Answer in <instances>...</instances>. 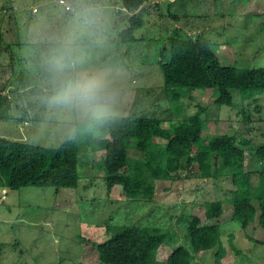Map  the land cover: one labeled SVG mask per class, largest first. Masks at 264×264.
<instances>
[{
	"label": "rangeland",
	"instance_id": "1",
	"mask_svg": "<svg viewBox=\"0 0 264 264\" xmlns=\"http://www.w3.org/2000/svg\"><path fill=\"white\" fill-rule=\"evenodd\" d=\"M91 2L101 7L103 26L84 38L79 70L115 80L116 95L103 116L153 117L169 127L170 121L205 108L203 118L209 124L203 136L228 134L250 142L245 168L257 188L261 164L252 151L264 145V93L256 95L255 104L234 92L231 108L215 105V90H190L178 103L181 114L173 115L159 61L160 51L169 50L178 30L182 37L210 39L222 65L264 68V0L148 1L140 9L145 27L135 33L144 41L137 43L118 38L135 13L122 10L120 0ZM68 6L72 12L67 13ZM75 8L76 0H0V137L54 148L76 136L78 123H68L66 113L44 101L39 51L47 44L37 42V32L48 27L78 33ZM169 59L166 52L164 62ZM129 156L142 154L132 148ZM80 158L75 189L0 187V264H100L97 249L109 239L107 227L115 233L145 217L143 225L175 235L174 243L158 251L157 260L164 263L175 247L190 246L179 220L192 215L200 217L202 225L220 224L218 248L224 253L219 264H264V230L255 221L243 232L232 221L231 177L204 180L185 170L178 181H157L152 203H131L122 187L107 192L104 152H87ZM215 201L223 203L224 213L208 220L206 205ZM216 252H202L192 264H217Z\"/></svg>",
	"mask_w": 264,
	"mask_h": 264
},
{
	"label": "trees",
	"instance_id": "2",
	"mask_svg": "<svg viewBox=\"0 0 264 264\" xmlns=\"http://www.w3.org/2000/svg\"><path fill=\"white\" fill-rule=\"evenodd\" d=\"M148 1L151 0H120L122 10L135 13L129 17L127 29L118 35L121 42L144 41L135 33L145 27L140 9ZM138 11L140 13H136ZM2 42L0 30V45ZM46 47L42 46L39 52ZM165 51L170 57L167 62H164ZM160 55L164 88L174 105L171 108L173 115L181 114L182 107L178 103L190 90H215L218 92L215 105L231 108L235 106L234 92L254 100L255 104L259 102L256 95L264 93V68L222 65L210 39L182 37L177 30L171 37L169 50L163 49ZM23 111L28 113L25 108ZM206 111L202 108L192 116L170 121L169 127H165V121L159 118L103 116L78 123L76 136L54 148L0 137V187L12 190L53 187L57 192L75 189L80 182L81 154L101 151L104 152L103 169L108 193L119 186L131 203L149 204L155 196L157 181H178L185 170L204 180L231 177L235 187L229 200L233 206L232 221L237 222L243 232L255 221L264 230V145L252 151L261 164L259 184L253 188L251 173L245 168L250 142L228 134L203 136L209 124V119L203 118ZM250 119L251 115L246 114L245 120ZM132 148L142 157L132 159L129 156ZM206 206L208 220H218L224 213L221 201ZM146 218L115 233L107 227L109 239L97 249L99 263L192 264L198 254L217 249L219 264L224 253L218 248L221 245L219 223L202 225L201 218L196 215L179 220L190 246L175 247L167 261L161 263L157 260L160 247L174 243L176 238L143 225Z\"/></svg>",
	"mask_w": 264,
	"mask_h": 264
},
{
	"label": "clouds",
	"instance_id": "3",
	"mask_svg": "<svg viewBox=\"0 0 264 264\" xmlns=\"http://www.w3.org/2000/svg\"><path fill=\"white\" fill-rule=\"evenodd\" d=\"M102 15L101 7L91 0H76L74 19L79 22L78 33L50 27L37 32V42L47 44L40 56L44 101L49 108L66 113L70 124L106 115L116 95L114 79L79 70L83 40L102 28Z\"/></svg>",
	"mask_w": 264,
	"mask_h": 264
},
{
	"label": "built area",
	"instance_id": "4",
	"mask_svg": "<svg viewBox=\"0 0 264 264\" xmlns=\"http://www.w3.org/2000/svg\"><path fill=\"white\" fill-rule=\"evenodd\" d=\"M61 4L66 5L65 1H61ZM66 10L68 11V10H71V9H70L69 6H68V7L66 8ZM34 12H37V10L34 11Z\"/></svg>",
	"mask_w": 264,
	"mask_h": 264
}]
</instances>
